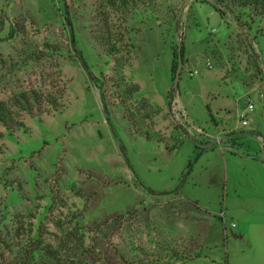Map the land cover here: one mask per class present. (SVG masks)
I'll return each instance as SVG.
<instances>
[{
	"label": "rangeland",
	"instance_id": "rangeland-1",
	"mask_svg": "<svg viewBox=\"0 0 264 264\" xmlns=\"http://www.w3.org/2000/svg\"><path fill=\"white\" fill-rule=\"evenodd\" d=\"M73 1L0 0V100L57 68L67 89L63 112L25 117L14 135L0 127V257L12 259L10 244L39 231L56 246L54 220L80 214L89 264L173 249L183 259L170 264H264V18L242 9L223 17L204 0L182 14L186 0H137L126 24L130 61L124 53L114 64ZM13 22L25 34L7 41ZM46 44L58 52L28 59ZM113 76L120 85L108 83L103 102L99 82ZM208 136L220 142L204 150Z\"/></svg>",
	"mask_w": 264,
	"mask_h": 264
},
{
	"label": "trees",
	"instance_id": "trees-1",
	"mask_svg": "<svg viewBox=\"0 0 264 264\" xmlns=\"http://www.w3.org/2000/svg\"><path fill=\"white\" fill-rule=\"evenodd\" d=\"M215 5L210 4L213 9L220 13L223 17L227 15L226 10L233 11L234 9L249 10L253 15L264 18V0H211ZM78 9L85 12V16L89 18L92 41L103 50L111 63L120 64L128 63L129 56L133 49L131 39L127 35L126 24L128 16L138 10L139 3L137 0H74ZM87 10L88 14H87ZM252 15V16H253ZM117 16V17H116ZM119 18L120 20H114ZM4 27L2 26L3 31ZM25 34L24 25L18 22H13L6 38L14 40ZM44 51H33L30 53V60L39 64L42 61L53 56L58 52L55 45L46 44ZM47 51V54H46ZM183 66L185 59V48L182 49ZM178 53H175L173 61V82L176 71L178 69ZM58 69V68H57ZM54 72H43L41 75V84L20 92L12 96L8 100H0V127L9 135H14L16 132L25 129V117L41 119L45 116L55 115L65 110L67 106L66 86H63V74L59 70ZM48 80V83H46ZM99 82V81H98ZM101 94L103 102L105 101V87L109 83L110 89H116L120 85L119 77L113 76L106 81H100ZM173 92H175L173 90ZM214 143V142H212ZM211 144V143H207ZM81 195V192H78ZM94 196L87 199V203L83 212L88 209L90 201ZM58 199V197H57ZM56 200V199H55ZM57 201V200H56ZM121 217V216H119ZM80 214L73 215L65 219L54 220L56 227L63 231L60 239L56 241V246L47 243L42 237L43 232L39 231L38 236L33 239H27V242L22 245L10 244V253L14 256L12 259H5L3 255L0 257V264H33L36 259V253L41 252V260H37L38 264H89L86 260L91 251L86 246L88 239V230L80 223ZM111 221H106L102 226L108 225ZM78 220V221H77ZM20 219L15 220V226H19ZM100 226V225H96ZM6 240L1 239V247H7ZM14 248L16 250H14ZM183 259V254L176 250H167L163 256H148L142 260L133 262H125L124 264H170Z\"/></svg>",
	"mask_w": 264,
	"mask_h": 264
},
{
	"label": "water",
	"instance_id": "water-1",
	"mask_svg": "<svg viewBox=\"0 0 264 264\" xmlns=\"http://www.w3.org/2000/svg\"><path fill=\"white\" fill-rule=\"evenodd\" d=\"M207 2H209L212 5H215L211 0H205ZM189 0H186L183 8L181 10V14L183 13L184 8L188 5ZM67 17H69V12H67ZM182 49H183V45L181 40H179V47H178V69L176 71L175 77H174V82H173V90L177 91L179 88V82H180V77H181V72L183 70V55H182ZM83 65L87 68V63L85 62L84 59H82ZM218 144L217 142L211 143V144H207L205 146H203V149H208L214 145Z\"/></svg>",
	"mask_w": 264,
	"mask_h": 264
},
{
	"label": "built area",
	"instance_id": "built-area-1",
	"mask_svg": "<svg viewBox=\"0 0 264 264\" xmlns=\"http://www.w3.org/2000/svg\"><path fill=\"white\" fill-rule=\"evenodd\" d=\"M207 67L208 68H212V66L210 65V63H207ZM199 72H198V70H194V71H192V72H190L189 73V76L190 77H194V76H196L197 74H198ZM255 105L254 104H248V111L249 112H254L255 111ZM240 123H241V125L244 127V128H246L247 126H249V124H250V119L248 118V115L247 114H244V115H242L241 117H240ZM201 132V131H200ZM201 134H202V132H201ZM213 141V140H215V138H212V137H210V136H208V141ZM204 141H206V140H204ZM208 143H210V142H208Z\"/></svg>",
	"mask_w": 264,
	"mask_h": 264
},
{
	"label": "crops",
	"instance_id": "crops-1",
	"mask_svg": "<svg viewBox=\"0 0 264 264\" xmlns=\"http://www.w3.org/2000/svg\"><path fill=\"white\" fill-rule=\"evenodd\" d=\"M208 142H209L208 140L203 141V144L207 145ZM211 142H217V141H216V139H215V140H213V141H211ZM219 142H220V141H218L217 143H219Z\"/></svg>",
	"mask_w": 264,
	"mask_h": 264
}]
</instances>
